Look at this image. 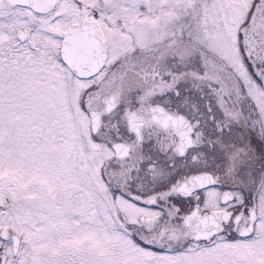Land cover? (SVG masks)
I'll return each mask as SVG.
<instances>
[{
	"label": "snow or ice",
	"instance_id": "obj_1",
	"mask_svg": "<svg viewBox=\"0 0 264 264\" xmlns=\"http://www.w3.org/2000/svg\"><path fill=\"white\" fill-rule=\"evenodd\" d=\"M0 264H264V0H0Z\"/></svg>",
	"mask_w": 264,
	"mask_h": 264
}]
</instances>
